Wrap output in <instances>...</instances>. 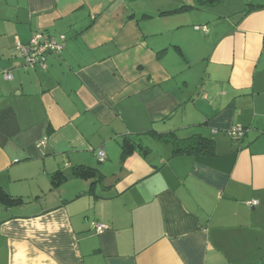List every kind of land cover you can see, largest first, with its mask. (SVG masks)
<instances>
[{
    "label": "crops",
    "instance_id": "obj_1",
    "mask_svg": "<svg viewBox=\"0 0 264 264\" xmlns=\"http://www.w3.org/2000/svg\"><path fill=\"white\" fill-rule=\"evenodd\" d=\"M38 31L65 49L26 69ZM173 133L216 155H174ZM0 188L22 199L0 200V264H264V0H0Z\"/></svg>",
    "mask_w": 264,
    "mask_h": 264
},
{
    "label": "trees",
    "instance_id": "obj_2",
    "mask_svg": "<svg viewBox=\"0 0 264 264\" xmlns=\"http://www.w3.org/2000/svg\"><path fill=\"white\" fill-rule=\"evenodd\" d=\"M215 0H198L201 3H210L212 4ZM246 128V127H245ZM168 138L170 142L174 145V155H205V156H214L215 152V141L213 139L194 135L188 138H179L176 134H169L162 136V138ZM243 138V137H242ZM241 139V138H239ZM142 144L135 142L130 138L124 139L122 142V150L124 157L126 155L132 154L135 150L140 149ZM71 176H77L86 179H92L93 181H100L102 179V174L99 170L88 167V166H77L74 167L73 173ZM63 171H58L53 176L54 186H58L65 182L68 179ZM5 200L7 202H19L22 199L15 198L10 194L6 193L0 188V200Z\"/></svg>",
    "mask_w": 264,
    "mask_h": 264
},
{
    "label": "built area",
    "instance_id": "obj_3",
    "mask_svg": "<svg viewBox=\"0 0 264 264\" xmlns=\"http://www.w3.org/2000/svg\"><path fill=\"white\" fill-rule=\"evenodd\" d=\"M66 35L55 36L46 31H38L33 35L28 43L17 42V48L24 58V68H35L37 66L46 67L47 58L52 53H61L65 49ZM7 79H12V73H6ZM247 128L237 125L231 129L234 138L239 139L246 135ZM106 152L101 149L98 152V159L105 161ZM254 203H256L254 201ZM108 226L106 224H96L97 232H103Z\"/></svg>",
    "mask_w": 264,
    "mask_h": 264
},
{
    "label": "rangeland",
    "instance_id": "obj_4",
    "mask_svg": "<svg viewBox=\"0 0 264 264\" xmlns=\"http://www.w3.org/2000/svg\"><path fill=\"white\" fill-rule=\"evenodd\" d=\"M177 1V0H176ZM186 1H190V2H196V4H200L197 0H186ZM227 6H223V7H220L219 6H216L215 7V11L216 12H219L221 9H226ZM228 8V7H227ZM202 12L201 11H191V12H185V13H182V14H176L175 15V18H174V23L176 24H180L182 25V31H190V29H196V25H200L201 27H203V24H206L205 22L201 21L202 19ZM202 30V29H201ZM203 31H201V34H202Z\"/></svg>",
    "mask_w": 264,
    "mask_h": 264
},
{
    "label": "clouds",
    "instance_id": "obj_5",
    "mask_svg": "<svg viewBox=\"0 0 264 264\" xmlns=\"http://www.w3.org/2000/svg\"><path fill=\"white\" fill-rule=\"evenodd\" d=\"M37 230L43 231L44 225L43 224H36ZM59 229L57 228L56 231ZM43 255V254H41ZM34 259L36 261V264H43V261L40 259V257H29L27 251H24L23 253L20 250H16L12 253H10V260L9 264H29V260ZM43 260H49L48 256H43ZM54 264V262H52Z\"/></svg>",
    "mask_w": 264,
    "mask_h": 264
}]
</instances>
